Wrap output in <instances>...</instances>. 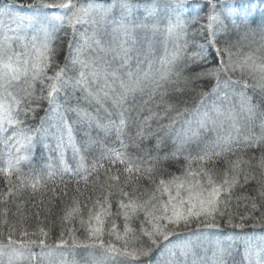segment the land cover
<instances>
[{
  "label": "snow or ice",
  "instance_id": "6c2138e0",
  "mask_svg": "<svg viewBox=\"0 0 264 264\" xmlns=\"http://www.w3.org/2000/svg\"><path fill=\"white\" fill-rule=\"evenodd\" d=\"M0 264H264V0H0Z\"/></svg>",
  "mask_w": 264,
  "mask_h": 264
},
{
  "label": "trees",
  "instance_id": "16d2710c",
  "mask_svg": "<svg viewBox=\"0 0 264 264\" xmlns=\"http://www.w3.org/2000/svg\"><path fill=\"white\" fill-rule=\"evenodd\" d=\"M22 2L26 4V3L29 2V0H22ZM160 54H161V53H159V52L157 53V55H160ZM239 211L243 212L244 209L241 207V208L239 209ZM50 219H51V218H50ZM30 222L34 224V223H35V220L33 219V220H31ZM56 231H58V226H57L56 228L53 229V234H55ZM37 251H38V249H37Z\"/></svg>",
  "mask_w": 264,
  "mask_h": 264
},
{
  "label": "rangeland",
  "instance_id": "374dc122",
  "mask_svg": "<svg viewBox=\"0 0 264 264\" xmlns=\"http://www.w3.org/2000/svg\"><path fill=\"white\" fill-rule=\"evenodd\" d=\"M77 258L79 259L80 257L78 256Z\"/></svg>",
  "mask_w": 264,
  "mask_h": 264
}]
</instances>
